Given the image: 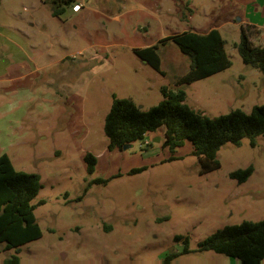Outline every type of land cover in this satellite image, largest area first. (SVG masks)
I'll return each instance as SVG.
<instances>
[{"label":"rangeland","instance_id":"rangeland-1","mask_svg":"<svg viewBox=\"0 0 264 264\" xmlns=\"http://www.w3.org/2000/svg\"><path fill=\"white\" fill-rule=\"evenodd\" d=\"M49 1L0 0V156L42 184L33 201L42 237L18 254L0 251V264L15 255L20 264H242L198 243L264 219V137L255 147L248 138L224 145L221 167L199 175L192 143L163 147L165 127L110 151L104 121L114 96L148 110L189 70L172 42L160 51L165 75L133 51L184 31L218 29L232 62L182 86L190 107L216 117L262 105L263 75L234 47L252 9L264 18L259 0H77L86 8L59 18ZM252 40L264 46L262 36ZM249 167L247 181L230 177ZM175 236L188 238L189 253ZM171 253L179 255L164 262Z\"/></svg>","mask_w":264,"mask_h":264},{"label":"trees","instance_id":"trees-1","mask_svg":"<svg viewBox=\"0 0 264 264\" xmlns=\"http://www.w3.org/2000/svg\"><path fill=\"white\" fill-rule=\"evenodd\" d=\"M48 1V0H47ZM75 0H50L52 15L60 17ZM174 43L190 59L189 70L180 76L173 87L164 86L163 99L148 110H143L131 98L113 97L110 110L105 117L104 132L109 140L108 149H123L124 145L144 141L159 128L165 127L163 147L172 150L192 143L193 155L199 163V175H205L221 167L218 151L230 143L241 145L248 138L251 146L257 145V138L264 137V103L254 106L249 113L240 109L227 114L209 117L186 103L187 94L182 88L196 81L225 71L232 62L225 50L226 41L218 29L206 33L184 31L158 41L144 48H135L134 54L161 75V47ZM243 63L257 69L264 81V46L254 44L248 32L242 28L240 40L234 43ZM174 159V158H172ZM88 172L93 173L97 158L88 153L85 156ZM135 169L133 174L141 172ZM251 167L236 170L230 177L243 183L252 175ZM108 183V180H97ZM42 188L40 176L17 170L7 154L0 156V251L21 247L42 237L36 221L33 201ZM40 201L39 204H43ZM183 241V253H189V240ZM198 251H213L238 260L242 264H260L264 261V219L244 221L228 225L198 243ZM179 254H168L164 262L172 261ZM3 264H20L15 255Z\"/></svg>","mask_w":264,"mask_h":264},{"label":"crops","instance_id":"crops-1","mask_svg":"<svg viewBox=\"0 0 264 264\" xmlns=\"http://www.w3.org/2000/svg\"><path fill=\"white\" fill-rule=\"evenodd\" d=\"M77 0H75V2L73 4H71V6L67 7V9L70 10L71 13L77 15L80 14L85 8L86 6L84 5V3L80 2L78 4H82V8L79 12L75 13L72 11V7L77 4ZM260 5L262 6V8L264 7V0H259ZM259 3L256 6H260ZM258 10V9H257ZM52 13V12H51ZM53 16V15H52ZM117 17V16H115ZM249 18L251 19V22H249L246 24V31L249 34V37L251 39V41L256 44L253 40L252 37H259L262 36L264 38V18H262L261 13L257 14V12L254 11V9H252L249 14H248ZM195 32V31H194ZM206 33V32H205ZM257 45V44H256Z\"/></svg>","mask_w":264,"mask_h":264},{"label":"built area","instance_id":"built-area-1","mask_svg":"<svg viewBox=\"0 0 264 264\" xmlns=\"http://www.w3.org/2000/svg\"><path fill=\"white\" fill-rule=\"evenodd\" d=\"M81 8H82V4H75L73 7H72V11L73 12H75V13H77V12H79L80 10H81ZM147 138V137H146ZM146 140V139H145Z\"/></svg>","mask_w":264,"mask_h":264},{"label":"water","instance_id":"water-1","mask_svg":"<svg viewBox=\"0 0 264 264\" xmlns=\"http://www.w3.org/2000/svg\"><path fill=\"white\" fill-rule=\"evenodd\" d=\"M160 141V137H156L154 139V142H159ZM132 147V144H127V145H124L123 146V150H127L128 148H131Z\"/></svg>","mask_w":264,"mask_h":264}]
</instances>
